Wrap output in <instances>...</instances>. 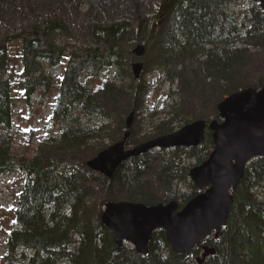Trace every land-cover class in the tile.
Wrapping results in <instances>:
<instances>
[{"label": "trees", "instance_id": "trees-1", "mask_svg": "<svg viewBox=\"0 0 264 264\" xmlns=\"http://www.w3.org/2000/svg\"><path fill=\"white\" fill-rule=\"evenodd\" d=\"M3 1L0 192L4 175H26L6 259L17 264H198L199 247L191 257L176 253L161 230L154 233L148 256L129 244L119 248L102 215L105 205L117 200L147 205L178 201L182 208L200 193L190 180L189 159L202 164L209 158L214 148L210 132L198 148L132 158L110 179L91 170L88 162L106 148V138L121 141L127 118L133 112L139 116L147 105L152 84L144 78L136 81L131 69L123 68L124 60H135L134 41L143 43L154 63L143 74L157 69L162 82L171 86L168 98L184 95L185 108L171 107L172 122L197 120L198 115L188 112L195 100L220 121L218 105L226 97L245 88H264L260 5L243 10L239 0H132L131 16L125 0L116 6L119 13L105 9L114 5L110 0L103 1L104 7L102 0H80L59 15L58 8H66L70 0L59 7L53 6L55 0H18L20 16L12 1L3 10ZM65 59L68 65L56 79ZM115 68L114 79H100L102 71ZM177 81L184 90L180 94L173 91ZM55 89L50 122L58 129L48 124L50 144L40 145L34 157L18 155L11 146L15 105L38 94L43 102ZM170 124L159 125L153 136L144 138L132 129L129 144L170 133ZM204 244L216 254L203 264H264V158L247 165L221 238L211 236Z\"/></svg>", "mask_w": 264, "mask_h": 264}, {"label": "water", "instance_id": "water-1", "mask_svg": "<svg viewBox=\"0 0 264 264\" xmlns=\"http://www.w3.org/2000/svg\"><path fill=\"white\" fill-rule=\"evenodd\" d=\"M264 12V0H253ZM138 59L146 53L144 45L134 51ZM145 65L133 64V76L140 81ZM218 120H194L181 129L135 146L129 145L135 113L128 119L124 138L88 162V167L112 178L123 163L156 150L198 148L213 138V151L202 164L190 170V180L200 191L182 208L178 201L147 205L139 202L112 201L106 204L102 222L111 232L116 245H131L141 256L150 254V242L156 231L165 232L172 250L188 257L196 247L203 253L197 258L203 264L216 254L204 242L211 236L219 240L227 227L234 193L244 178L247 165L264 158V88H245L232 93L219 105Z\"/></svg>", "mask_w": 264, "mask_h": 264}, {"label": "rangeland", "instance_id": "rangeland-1", "mask_svg": "<svg viewBox=\"0 0 264 264\" xmlns=\"http://www.w3.org/2000/svg\"><path fill=\"white\" fill-rule=\"evenodd\" d=\"M10 1L14 2V4H11V5L16 7L15 11L18 12V14H20L21 16V11H17L18 3H19L18 0H4L2 3L3 4L2 9L3 10L7 9L9 7L8 5H10L9 4ZM44 1L45 0H40V2H44ZM79 1L80 0H70L68 2H65L63 6H66V8H63L61 6L62 0H55V4H53V6L54 7L61 6L62 8L61 7L58 8L57 14L65 15L66 12L72 11V9L74 8L72 6L73 3L79 2ZM103 1L104 0H102V6L104 4ZM120 1L121 0H110V3L115 2L114 5L106 6L105 9L108 10V13L109 12L119 13L121 9L117 10L116 6L119 5ZM139 1L141 2V0ZM122 2H126V4L130 6L131 8L130 15L134 16V12H133L134 6L132 4L133 1L125 0ZM97 3H98V0H97ZM255 3L256 2H254L253 0H239L238 1L239 6L242 7L243 10H250L251 8H253ZM103 7H102V10H103ZM96 8H98L97 5H96ZM71 18L73 17L70 16V19ZM87 40L88 39L86 37H83L81 39V42L83 44L84 43L86 44ZM141 44L143 43H141L140 41H134L133 47H132L133 53L136 50L137 46ZM263 51L264 50L261 51L262 54L264 53ZM147 53L148 52L146 51L145 55L140 59H138L134 53L135 60L130 61V63L128 62V60H124L123 68L125 70H128L130 68L132 71L133 64L136 62L144 63L145 68L148 66L153 67L154 66L153 60L147 58V55H148ZM67 65H68V62L65 59L63 61V65L57 68L55 71L56 79L60 77V75L63 72V68H66ZM117 75H118V69L115 68L111 70L110 73L108 71H102L99 77L103 82H105L106 80L114 79ZM132 76H133V73H132ZM143 78L147 80L150 84H152V88L146 94L145 98L147 100V105L145 106L144 110L139 113V116L135 115L134 117L132 129H134V132L136 134L139 133L138 137L144 138L148 136L149 137L153 136V134L156 133V128L163 123L164 124L171 123L169 125V130H171L170 133L175 132L181 129L182 127L186 126L187 125L186 123H181L177 121L172 122V119L175 116L170 114L172 106L176 107L177 109L180 107V105L183 106L182 97H184V95H176L175 97L173 96V98H168V94L170 93L171 86L167 83L164 84V82H162L161 80L162 76L157 69L149 73L143 74L142 79ZM179 83H180L179 81L175 82L174 87H173L174 93L180 94L184 92V90L180 87ZM56 90L58 89H55L52 97H46L43 102L40 100L41 95L38 94V95H32L29 101L19 102L17 103V105H15L14 107V111H15L14 139L12 141L11 146H12L13 151L17 153L18 155L34 157L35 155H37L35 150L40 145L50 144L48 140H49V137H50L49 135L51 134V131H49L47 128H48V124H50V126L52 124L50 122V117L52 116L53 104L56 99V94H57ZM193 102L194 103L191 104V108L188 112L191 111V112H194L195 115H198L195 119L197 120L204 119L208 121L216 120L213 118L212 114H208L205 111V107H203L202 104L198 100H195ZM128 119L129 118H127V123H128ZM193 121L194 120H192V122ZM51 127H53L54 129H58V126L52 125ZM113 128L114 126L112 127V129ZM128 130L129 129L127 128L126 132ZM117 142L111 141L110 139L106 138L103 141V144L106 147L105 149H107L108 147L114 145ZM129 145L135 146L138 144H135V145L129 144ZM162 151H167L168 155L172 153L171 150H162ZM191 159H189V166L193 168L197 165H200L197 163L196 159H192V160ZM100 175L104 178H107L102 174ZM25 177H26L25 174L15 171L11 174H6L1 178L2 191L0 192V264H17V262L15 261L6 259V256H8L10 253V249L7 245V239H8V232L12 230V223L15 221L16 207L18 206L19 198L22 192L21 190L23 188V181L25 180ZM107 179H110V178H107ZM95 185L99 187L101 184L99 182H96ZM183 187L187 190L186 186H183ZM117 201L119 202V201H128V200H117ZM109 202H112V201H109ZM105 209H106V205L103 209V212L105 211Z\"/></svg>", "mask_w": 264, "mask_h": 264}, {"label": "flooded vegetation", "instance_id": "flooded-vegetation-1", "mask_svg": "<svg viewBox=\"0 0 264 264\" xmlns=\"http://www.w3.org/2000/svg\"><path fill=\"white\" fill-rule=\"evenodd\" d=\"M202 249V248H201ZM200 254H201V252H200Z\"/></svg>", "mask_w": 264, "mask_h": 264}]
</instances>
